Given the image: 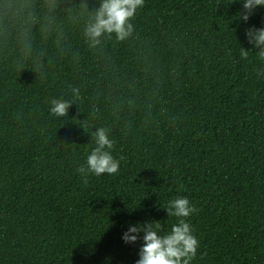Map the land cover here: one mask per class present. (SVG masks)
<instances>
[{"label": "trees", "instance_id": "1", "mask_svg": "<svg viewBox=\"0 0 264 264\" xmlns=\"http://www.w3.org/2000/svg\"><path fill=\"white\" fill-rule=\"evenodd\" d=\"M98 6L0 0V264H136L129 224L170 231L163 208L184 196L192 264H264V60L245 37L264 7L244 23L239 0H145L132 37L93 48ZM54 98L74 100L67 116ZM101 127L120 168L85 183Z\"/></svg>", "mask_w": 264, "mask_h": 264}, {"label": "clouds", "instance_id": "2", "mask_svg": "<svg viewBox=\"0 0 264 264\" xmlns=\"http://www.w3.org/2000/svg\"><path fill=\"white\" fill-rule=\"evenodd\" d=\"M243 11L238 18L247 23L250 16L259 7H264V0H239ZM145 0H99V6L88 11V21L84 25V36L90 47L102 44L104 37L115 36L117 41L123 42L133 36L135 28L131 22L137 11L144 7ZM245 37L256 53L264 60V28H250L245 32ZM25 56L31 52V44L23 45ZM249 50L241 48L243 58H247ZM43 63V62H41ZM43 71V68H41ZM257 77H264V69L257 71ZM74 100L79 98L80 89H71ZM73 101L65 99H52L50 101V113L53 116H67ZM95 139V147L87 155L85 165L77 169L84 182L87 177L104 174H117L120 168V160L113 157V141L109 137L108 130L101 127L92 134ZM168 217H177L178 222L171 226L170 231L163 232L159 221H145L129 224L121 239L125 244H136L142 238V246L139 249L136 264H192L197 256L199 240L193 233V228L187 218L196 212V208L190 203L187 196L177 197L168 201L163 208Z\"/></svg>", "mask_w": 264, "mask_h": 264}]
</instances>
